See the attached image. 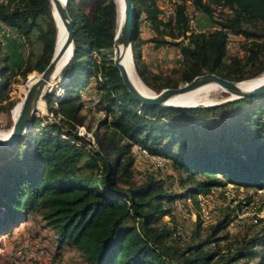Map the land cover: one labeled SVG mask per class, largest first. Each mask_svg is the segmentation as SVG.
Returning <instances> with one entry per match:
<instances>
[{
    "label": "trees",
    "instance_id": "trees-1",
    "mask_svg": "<svg viewBox=\"0 0 264 264\" xmlns=\"http://www.w3.org/2000/svg\"><path fill=\"white\" fill-rule=\"evenodd\" d=\"M157 1L132 0L134 66L147 88L159 93L204 74L241 82L264 72V0H212L221 5L220 20L213 23L217 29L203 32L190 31L182 5L173 20L165 19ZM193 5L213 19L215 10L205 0H193ZM67 11L73 22V56L58 77L60 85L44 98L58 122L42 127L38 116L32 132L0 149V238L12 236L31 217L50 233L56 258L73 248L84 264H264V227L227 248L221 246L226 240L222 233L232 218L225 214L205 237L178 248L168 240L185 239L182 228L161 222L167 216L171 223L180 200L198 206L200 195L225 196L232 187L264 189V95L210 108L140 106L112 61L100 66L91 60L93 53L112 55L115 1L67 0ZM0 22L26 42L36 32L41 42L39 59L32 62L30 54L16 72L26 79L27 89V81L38 75L32 71L42 73L53 53L50 2L0 1ZM144 22L155 36L139 42ZM228 33L242 41L245 58L227 56ZM144 43L179 50L181 62L172 76L156 80L141 67L139 46ZM9 72L7 53L0 59V95ZM58 89L64 90L62 96ZM84 97L95 98L93 111L104 115L98 128L113 130L111 136L95 139L96 154L87 149L92 126L85 127ZM131 147L162 159L183 192L171 193L153 176L136 184ZM178 228L182 237H172Z\"/></svg>",
    "mask_w": 264,
    "mask_h": 264
},
{
    "label": "rangeland",
    "instance_id": "rangeland-1",
    "mask_svg": "<svg viewBox=\"0 0 264 264\" xmlns=\"http://www.w3.org/2000/svg\"><path fill=\"white\" fill-rule=\"evenodd\" d=\"M181 1L183 2V0ZM205 1L212 9L217 6L213 4L212 0ZM157 3L162 10V0H158ZM219 20L220 12L217 13L216 10L213 19L201 14V16L195 20L194 25H189V29L194 32L213 30L215 28L213 23ZM140 36L142 38L140 37L139 42L146 40V38H148L146 36L152 37L155 36V34L148 30V25L144 22L140 25ZM15 38L17 40L18 36L16 35ZM166 38L167 40H171L168 36ZM16 40L9 37L6 42L4 41V48L0 49V59L8 53L10 65V79L7 82L6 88L0 95V130L3 132L11 128V111L23 98V94L26 91V79L17 75L16 72L24 65L30 54H33L31 60L35 63V61L39 59L41 52V42L37 38L36 32L31 35L29 42L20 38H18V42ZM241 42L237 40L234 45H227L228 57L245 58L246 55L243 47H241ZM139 49L143 51L142 54L144 55V59L141 60L143 63L141 67L147 70L150 75L156 76V80L172 76V70L177 69L180 65L181 55L176 47H156L153 44L144 43L140 44ZM112 55H107L108 58H102L100 54L93 53L91 60H95L96 64L101 66L103 63L108 62V60L113 57ZM132 62L136 72L133 54ZM247 70L250 72V69ZM32 72H34L33 74H38L36 71ZM59 75L48 88L50 89L48 93L54 91L56 87L60 85V80L58 79ZM35 77H37V75L29 79L27 84ZM103 82L107 83L109 80L103 79ZM184 84V81L179 80L178 86ZM153 92L156 93L155 91ZM84 93L85 92H83V94ZM223 97H225V95L222 93L213 95V99L217 100ZM41 105L43 109L38 111L36 117H42V127H45L51 122H58V118L54 119L48 113L45 101L42 102ZM82 114L85 116V127L88 124L92 126L91 132L88 134L89 136L87 138L90 140L93 139L94 143L96 138L109 137L113 134L111 128L104 126L98 128V122L104 119L102 113H96L86 108L83 110ZM93 146L88 147V150H90L92 154H96V149H94L96 147L95 145ZM130 154L134 159L132 171L133 181L136 184H141L147 177L153 176L157 180H163L165 188L171 193L183 192L179 186L178 176L173 173L170 168L165 166L162 159L146 155L142 151H138L137 147H131ZM167 176H173L175 180L170 181L167 179ZM201 196L202 195H200V199L198 197V206L192 203L188 205L186 200L177 202L188 211L187 215L175 212L176 216L171 223H169L170 219L167 216L163 217L161 222L167 224L168 228L172 229V224L180 226L185 235V239H181L180 241L169 239L168 244L178 248H185L192 239H196V237L197 239H201L209 234V228L218 222L225 214H230L232 223L228 226L227 230L222 233L226 235V240L223 241L221 246L226 244L228 248V246L234 245L243 238L255 235L264 227V189L255 191L232 187L225 196L214 194L209 199L202 198ZM28 220V222H25L19 227L20 229L14 230L12 236L0 238V264H84L73 248L63 250L61 256L56 258V251L51 241L52 239H50V233L47 231L44 232L41 229L40 221L34 220V218L31 219V217H29ZM224 250L226 251V248H224ZM39 254L42 255L41 260L37 259Z\"/></svg>",
    "mask_w": 264,
    "mask_h": 264
},
{
    "label": "water",
    "instance_id": "water-1",
    "mask_svg": "<svg viewBox=\"0 0 264 264\" xmlns=\"http://www.w3.org/2000/svg\"><path fill=\"white\" fill-rule=\"evenodd\" d=\"M49 2L51 5V14L56 30L55 43L51 59L46 68L42 71V73H40L39 79L29 84L26 93L23 96L22 104L24 108L18 118L12 122L7 137L0 139V149L9 148L17 141L18 138L32 132L35 118L38 111H40L39 104L40 102H44L45 95L50 91L48 87L50 85V82H52V80L56 76V71L64 54L67 41L70 42L71 54L69 55L68 60L66 61L64 66L61 68L59 74L69 63L70 59L73 56L74 30L73 22L69 17L67 11V0H63V2L59 0L57 1L56 6L54 7L56 15H54L53 13L51 0H49ZM116 11V29L112 48L113 57L110 58V60L117 68L119 72V78L123 86L125 87L127 92L140 104V106L173 109L210 108L235 100L260 97L264 95V81L250 85H240V82L225 80L215 74H204L201 76H197L189 83H185L184 85L178 86L177 88L163 89L159 93H154L150 90V92H152V95L138 91L130 82L128 72L123 64V59L126 53H129L132 59L131 44L133 41L135 19L132 0H122L121 13L118 5L116 4ZM63 35L64 39L62 41L61 38L63 37ZM206 84H215L216 86H218L220 89H222V94H224L225 97L219 100H215L211 103L192 106H185L182 105V103H170V101H172L176 97L187 94Z\"/></svg>",
    "mask_w": 264,
    "mask_h": 264
},
{
    "label": "bare ground",
    "instance_id": "bare-ground-1",
    "mask_svg": "<svg viewBox=\"0 0 264 264\" xmlns=\"http://www.w3.org/2000/svg\"><path fill=\"white\" fill-rule=\"evenodd\" d=\"M57 1L58 0H51L52 6H53L52 8H53L54 15H56V11H55L54 7L56 6ZM59 1L63 2V0H59ZM115 2L118 5V8H119L120 13H121V11H122V0H115ZM63 39H64V35L61 38V40L63 41ZM58 45H59V42H58ZM70 54H71V46H70V42L67 41L66 45H65L64 54H63V56H62V58L60 60L61 62L58 65V68H57V71H56V76L61 71V68L64 66V64L68 60V57H69ZM123 64H124V66H125V68H126V70L128 72V77H129V80L132 83V85L138 91H140L142 93H145V94L152 95V92H150L149 88H147L143 84V82L140 80V78L137 76V74H136V72L134 70L133 62H132V59H131L129 53H126V55H125V57L123 59ZM56 76L54 77V79L56 78ZM39 77H40V74L38 73L37 77L32 79L29 84L35 82L37 79H39ZM54 79L52 80V82L54 81ZM263 81H264V72H263V74H261V75H259L257 77H254L252 79L241 81L240 85H242V84L250 85V84L260 83V82H263ZM52 82H50V85L52 84ZM50 85H49V87H50ZM25 93H26V91L24 92V94ZM216 93H222V89H220L215 84H206V85H203V86L199 87L198 89L193 90V91H191V92H189L187 94H184V95H181L179 97H176L175 99L170 101V103L171 104H173V103H177V104L178 103H182V105H185V106L207 104V103H211V102L217 100V99H213V95L216 94ZM22 102H23V98L13 107V109L11 111L12 122L15 121L18 118V116L21 114V112H22V110L24 108ZM41 103L42 102H40V104H39V110L43 109ZM8 134H9V130H7L5 132L0 130V139L6 138Z\"/></svg>",
    "mask_w": 264,
    "mask_h": 264
},
{
    "label": "built area",
    "instance_id": "built-area-1",
    "mask_svg": "<svg viewBox=\"0 0 264 264\" xmlns=\"http://www.w3.org/2000/svg\"><path fill=\"white\" fill-rule=\"evenodd\" d=\"M0 1H5V0H0ZM181 0H162V4H163V15L165 19H174L175 15H176V7L177 5H182L183 6V11L185 13V16L188 19V24L189 25H194L195 20L201 16V12H199L198 10L195 9L194 5H193V0H183V2L181 3ZM216 10L217 13H219L221 11V5H217L214 8ZM214 29H217V27L215 26ZM213 29V30H214ZM12 35H16L15 32L10 29L9 27H7L6 25H4L3 23L0 22V43L2 45L4 44V41L6 42V40L9 39V37H12ZM238 40V38L231 34L228 33V44L227 45H234V43ZM57 96H62L64 93L63 89H58L57 90ZM84 105L86 108H89L91 110H95L97 102L96 99L93 97H84ZM79 134L80 135H84L85 134V129L83 127L79 128ZM89 136V135H88ZM87 136V137H88ZM90 140V139H89ZM91 144L87 146L88 147H92L93 145H95L94 140H90ZM92 145V146H91ZM94 147V146H93ZM138 151H142L143 153H145L146 155H148L146 153V150L137 147ZM218 191H221V188L217 189ZM203 198V196H201ZM200 199V196H199ZM187 204L190 205V203H192V201L190 199L186 200ZM176 211L179 213H182L183 215H187L188 211L181 205V204H176ZM172 237H182V231L181 229H176L173 233H172ZM42 253V252H41ZM38 260L42 259V255L39 254L38 255Z\"/></svg>",
    "mask_w": 264,
    "mask_h": 264
},
{
    "label": "crops",
    "instance_id": "crops-1",
    "mask_svg": "<svg viewBox=\"0 0 264 264\" xmlns=\"http://www.w3.org/2000/svg\"><path fill=\"white\" fill-rule=\"evenodd\" d=\"M15 37H16V35H12V39L14 38V39L16 40V38H15ZM140 37H141V36H140ZM146 37H148V38H149L150 36H146ZM141 38H142V37H141ZM146 39H147V38H146ZM16 41H17V42L19 41V40H18V38H17V40H16ZM148 44H150V43H148ZM142 52H143V51H141V53H140V54H141V57L144 59V55L142 54Z\"/></svg>",
    "mask_w": 264,
    "mask_h": 264
}]
</instances>
